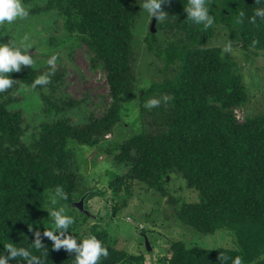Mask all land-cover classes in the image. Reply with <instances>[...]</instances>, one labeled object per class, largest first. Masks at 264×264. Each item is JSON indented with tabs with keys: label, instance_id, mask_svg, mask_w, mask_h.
Wrapping results in <instances>:
<instances>
[{
	"label": "trees",
	"instance_id": "1",
	"mask_svg": "<svg viewBox=\"0 0 264 264\" xmlns=\"http://www.w3.org/2000/svg\"><path fill=\"white\" fill-rule=\"evenodd\" d=\"M23 3L35 18L63 19L64 43L52 38L46 43L50 47L68 42L72 47L78 42L88 46L90 66L105 69L113 101L102 117L88 120L86 109L80 108L82 102L66 94L64 72L42 73L43 66L34 61L33 66L9 74L15 82L0 93V250L13 243L29 248L43 264H74L75 254L54 250L47 237L40 249L30 245L36 230L43 233L53 227L45 210L51 192L59 187L67 196L61 207L74 217L71 234L79 238L96 235L108 248L109 255L100 264H146L144 255L116 247L106 226L73 207L85 196L89 211L90 199L111 191L119 199L113 206L118 215L128 208L134 186L144 183L168 197L172 219L192 240L225 230L237 243L233 249H211L175 241L158 264H221V253L239 255L243 264H264V113L248 116L244 123L236 120L234 109L246 105L250 95L241 60L225 55L223 47L237 48L251 64L264 56V21L249 19L258 7L255 0H207L214 18L208 28L188 19L184 10L188 0L162 5L166 14L156 18V30H149L146 40L161 65V80L141 84L132 44L149 16L143 0ZM12 25L4 26L0 41L19 45L21 28L19 23ZM31 26L26 32L34 31ZM161 33L168 36L166 42L160 41ZM214 41L218 43L207 46ZM45 74L49 83L32 88L33 81ZM252 82L258 86L261 81L254 77ZM138 90L143 91L138 119L150 114L155 124L132 132L124 141L107 143L106 136L121 121L125 98ZM151 98L160 99V105L145 107ZM33 106L39 111L29 114ZM73 116L79 119L73 121ZM26 122L35 125L32 132ZM77 147L95 148L106 156V163L115 170L107 173V186L87 187ZM172 177L195 190L197 202H181L171 195ZM142 230L148 238L153 234ZM17 260L24 264L22 258Z\"/></svg>",
	"mask_w": 264,
	"mask_h": 264
},
{
	"label": "rangeland",
	"instance_id": "2",
	"mask_svg": "<svg viewBox=\"0 0 264 264\" xmlns=\"http://www.w3.org/2000/svg\"><path fill=\"white\" fill-rule=\"evenodd\" d=\"M28 15L13 23H19L20 32L19 38L21 41L25 36H28L26 43L29 54L33 56V60L43 66L42 73H47L49 70L64 72V84L66 94L72 99L82 102L80 108H85L88 120L100 118L107 113L110 103L113 99L107 82V73L105 69L98 68L92 70L88 53H91L85 43H76L73 47L68 42L61 44L56 48L50 47L46 43H50V39L64 43L63 19L55 21L50 20L48 16L35 18L30 15V10L27 9ZM49 19V20H47ZM37 23L31 26V21ZM46 20L48 23H46ZM152 17L146 16L143 28L140 35L132 46L137 54V77L138 83L143 81L161 80L160 68L161 65L149 50L147 43V33L152 31ZM13 26L11 24L0 25V33H4V27ZM28 26V28H27ZM30 26L34 31L26 32ZM49 27V28H48ZM13 28V27H12ZM16 28V27H15ZM15 28L14 32H15ZM156 30V29H155ZM7 32V31H5ZM155 32V31H153ZM160 41L166 42L168 36L164 33L158 35ZM1 40V36H0ZM138 40V41H137ZM1 42V41H0ZM216 41L207 44L214 45ZM218 43V42H216ZM20 44V43H19ZM225 55L232 54L241 60L243 65V75L246 89L249 91L250 98L246 105L236 107L233 114L238 123H244L248 116H256L264 113V56L256 59L252 64L245 62L241 56V52L237 48L228 47L224 44ZM56 56L53 65H49L48 60ZM91 56V54H90ZM258 77L261 82L254 85L253 78ZM143 91L138 90L135 94L127 96L124 100L121 109V121L113 133L106 136V142L124 141L131 133L141 132L144 129L151 128L155 123L150 114L145 115V119H138L141 113V97ZM63 104H65L63 102ZM44 106V104H43ZM78 109V113L81 109ZM39 111V108L32 107L29 114ZM81 112V111H80ZM78 116H73L72 120H78ZM29 123V121H27ZM25 123L28 131L32 132L35 125ZM134 126V127H132ZM78 148V147H77ZM79 166L82 176L89 188H101L108 184V172L115 171L109 164L107 158L103 154H99L98 149L83 147L78 148ZM172 183L168 185L171 195L179 198L180 201L197 202V192L186 185L184 180L180 178H170ZM55 200V204L52 201ZM119 199L114 197L111 191L107 195L97 196L88 201L89 213L93 220L101 226H106L110 233L112 241H115L116 247L124 249L134 255H144L146 264H158L157 260L164 253H168L170 246L175 241H186L188 244L202 248H236L237 243L235 238L225 230L218 231L214 235L203 236L201 239H194L184 230L177 226L176 220L172 219L170 212L172 206L169 205L168 197H163L149 189L144 183H138L133 189V198L128 204V208L116 215L113 206ZM62 199L51 192L49 196V204L45 212L51 209L61 207ZM172 213V212H171ZM93 221V222H94ZM94 222V223H95ZM150 230L153 234L144 236V230ZM148 233V231H145ZM147 242L151 246V251L148 249Z\"/></svg>",
	"mask_w": 264,
	"mask_h": 264
},
{
	"label": "clouds",
	"instance_id": "3",
	"mask_svg": "<svg viewBox=\"0 0 264 264\" xmlns=\"http://www.w3.org/2000/svg\"><path fill=\"white\" fill-rule=\"evenodd\" d=\"M169 0H143V9L152 17L160 20L166 13L162 11V5L168 3ZM256 5L250 22L256 23L257 18L264 21V0H255ZM188 19L196 24H202L205 28L213 25L214 18L210 14L207 0H188L187 6H184ZM28 15L27 9L23 0H0V25L11 24L14 21L23 19ZM240 17H244V12H241ZM28 36H25L19 45L11 41L7 43L0 42V93L12 88L15 80L9 74L18 73L22 66L31 67L34 64L33 56L29 54L27 45ZM56 56H52L48 63L53 65ZM49 83L48 74L41 75L35 79L31 85L35 88L39 85ZM167 102L168 97L163 98ZM161 103L160 99L151 98L145 103V107H158ZM56 194L64 200H67L66 194L58 187ZM55 204V200L52 201ZM49 217L52 218L53 227L45 229L43 233L36 230L34 242L32 245L36 249L42 247V239L47 237L53 243L54 250L65 249L69 253L75 254L74 264H100L102 258H107L109 255L108 248L104 246L103 241L98 239L96 235L89 234L84 238H79L72 235L70 226L74 224V217L67 214L65 207L51 209L47 211ZM29 231H32L33 225H29ZM22 258L24 264H43L41 257L32 253L29 248L24 246L15 247L13 243L3 246L0 250V264H9L10 261H16L17 258ZM221 264H243L242 257L237 255L234 258L228 255H220Z\"/></svg>",
	"mask_w": 264,
	"mask_h": 264
},
{
	"label": "water",
	"instance_id": "4",
	"mask_svg": "<svg viewBox=\"0 0 264 264\" xmlns=\"http://www.w3.org/2000/svg\"><path fill=\"white\" fill-rule=\"evenodd\" d=\"M155 25H156V18L154 17L153 21H152V28H151L152 31H155ZM85 199H86V197L84 196L80 201L75 202L73 204V207H75L81 213L89 214V211L85 209ZM147 246H148V249L151 250V246H150L149 242H147Z\"/></svg>",
	"mask_w": 264,
	"mask_h": 264
}]
</instances>
